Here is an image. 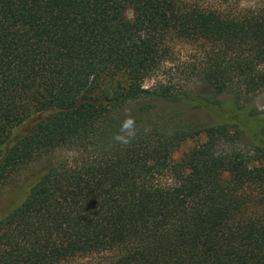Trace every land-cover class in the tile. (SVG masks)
<instances>
[{"label":"trees","instance_id":"obj_1","mask_svg":"<svg viewBox=\"0 0 264 264\" xmlns=\"http://www.w3.org/2000/svg\"><path fill=\"white\" fill-rule=\"evenodd\" d=\"M222 1L0 0V191L43 166L0 264H264V0ZM176 42L204 94L145 87Z\"/></svg>","mask_w":264,"mask_h":264},{"label":"rangeland","instance_id":"obj_2","mask_svg":"<svg viewBox=\"0 0 264 264\" xmlns=\"http://www.w3.org/2000/svg\"><path fill=\"white\" fill-rule=\"evenodd\" d=\"M212 4H222V0H209ZM244 7L253 5L252 1H245ZM224 6V5H223ZM173 56L169 63L166 64L152 79L145 83L146 88H151L160 81L172 83L178 89L191 90L195 94H204L203 87L196 83V79L191 73V67L198 62L201 48L197 45L176 42L172 45ZM245 106H254L259 111H264V90L260 93L250 96L243 101ZM181 109V108H180ZM178 109V110H180ZM184 117L189 120H196L206 125L214 124L215 120L209 114L203 111H195L190 109H182ZM195 142L186 143L177 153L176 158H181L192 147ZM43 170L41 164L32 165L25 168L16 177L15 181L8 187L0 191V213L21 203L27 195L28 188L32 179Z\"/></svg>","mask_w":264,"mask_h":264},{"label":"clouds","instance_id":"obj_3","mask_svg":"<svg viewBox=\"0 0 264 264\" xmlns=\"http://www.w3.org/2000/svg\"><path fill=\"white\" fill-rule=\"evenodd\" d=\"M131 121H128L127 123H126V125H125V127H130L131 126Z\"/></svg>","mask_w":264,"mask_h":264}]
</instances>
